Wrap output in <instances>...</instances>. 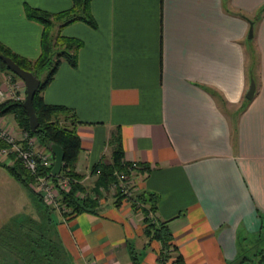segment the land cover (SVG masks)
I'll return each instance as SVG.
<instances>
[{"label":"crops","instance_id":"1","mask_svg":"<svg viewBox=\"0 0 264 264\" xmlns=\"http://www.w3.org/2000/svg\"><path fill=\"white\" fill-rule=\"evenodd\" d=\"M24 6L56 13L70 0H0V45L34 60L41 26ZM89 11L95 28L59 29L82 47L40 96L76 121L74 173L79 196L97 199L95 213L46 212L0 167V229L13 221L50 229L69 264H129L127 245L139 264H157L160 245L144 249L141 213L114 207V190L91 173L110 163L117 134L122 162L142 169L132 196H156L152 219L168 222L183 264H229L240 244H264V0H91ZM0 129L16 140L23 132L10 114Z\"/></svg>","mask_w":264,"mask_h":264},{"label":"trees","instance_id":"2","mask_svg":"<svg viewBox=\"0 0 264 264\" xmlns=\"http://www.w3.org/2000/svg\"><path fill=\"white\" fill-rule=\"evenodd\" d=\"M91 0H70V7L66 10L49 13L42 10L23 7L24 16L27 20L41 26L39 42V55L34 60L21 58L0 45V54L11 59L20 69L33 74L38 79V87L33 94L31 106L37 119L38 127L30 131L27 117L21 107L22 102L5 100L0 103V117L12 115L16 125L29 136H34L43 149H48L50 144L60 147L63 157L59 176L49 179L56 183L57 179L63 178L67 183V190L58 187V210L44 206L42 200L33 194L28 188L30 177L22 166L15 162L13 166L0 165L7 174L34 198H36L46 212L56 210L63 219H69L81 213H95L97 199L88 196L78 197L83 193L82 187L77 181L82 177L74 173V166L80 152V142L76 134V121L69 109L62 106L47 105L41 99V92L52 80L58 65L64 61L70 67L76 66V54L82 47L81 41L74 38L61 36L58 31L62 27L82 22L90 28H95L94 20L89 11ZM240 15V14H239ZM56 28V33L52 34ZM0 71L8 73L12 81L19 80L0 62ZM244 107V105H243ZM59 118L69 120V125H60ZM110 143L112 150L110 163L107 165H96L91 173L96 175V186L102 189L115 187L113 192V206L118 207L121 202H127L133 211H139L142 215V237L145 239L144 249L149 243H159L160 249L157 253V264H183L179 254H173L175 248L171 245L172 235L167 221L152 219L156 211V196L154 194L129 196L122 194L116 186L115 174H128L130 164L122 162V151L119 137L114 134ZM0 141V147H4ZM47 169V173H49ZM142 173L141 167L138 169ZM45 173V171H41ZM96 172H98L96 174ZM260 237V236H259ZM14 251V252H13ZM129 264H139L140 254L127 245ZM264 256V253H263ZM0 264H69L68 259L62 253L59 242L52 235L51 230L42 229L40 224L21 221H13L0 229Z\"/></svg>","mask_w":264,"mask_h":264},{"label":"built area","instance_id":"3","mask_svg":"<svg viewBox=\"0 0 264 264\" xmlns=\"http://www.w3.org/2000/svg\"><path fill=\"white\" fill-rule=\"evenodd\" d=\"M3 79L6 87L0 88V103L5 100L22 102L23 97L18 93L17 83L12 81L10 75H6ZM0 141L5 145L0 147V163L10 167L18 162L30 177L28 183L30 191L36 194L46 206L58 210V187L64 190L68 188L66 180L63 178L59 177L56 183L49 179V173L46 171L52 164L49 151L41 148L37 139L34 136H29L24 131L16 140L8 132L0 129ZM138 169L139 166L131 163L128 174H115L116 186L122 194L130 195L135 187L133 180L136 177L135 174L139 172ZM41 171H45V173ZM114 188L111 186V189L114 190Z\"/></svg>","mask_w":264,"mask_h":264},{"label":"water","instance_id":"4","mask_svg":"<svg viewBox=\"0 0 264 264\" xmlns=\"http://www.w3.org/2000/svg\"><path fill=\"white\" fill-rule=\"evenodd\" d=\"M251 37V28L248 29L247 38ZM0 62L4 65L5 69L18 78L24 88V98L21 103V107L24 110L27 117V124L29 130L32 132L38 127L37 119L33 112L31 101L33 94L35 93L38 87V79L31 73L26 72L20 69L13 61L0 54ZM254 91V84L252 81L249 82L248 89L245 93V98L250 100ZM48 151L52 157V164L49 170V175L51 177H56L60 173L61 164H62V151L60 147L54 144L48 146Z\"/></svg>","mask_w":264,"mask_h":264},{"label":"rangeland","instance_id":"5","mask_svg":"<svg viewBox=\"0 0 264 264\" xmlns=\"http://www.w3.org/2000/svg\"><path fill=\"white\" fill-rule=\"evenodd\" d=\"M262 235L264 236V231L259 236H262ZM240 245H241V248L237 250V256L235 260L233 262H230L229 264H264V256H263L264 244L263 243H258V242L254 243L251 240H248V243H246L245 245H242V244ZM17 262L21 264L20 261H17ZM167 264H170V262Z\"/></svg>","mask_w":264,"mask_h":264}]
</instances>
